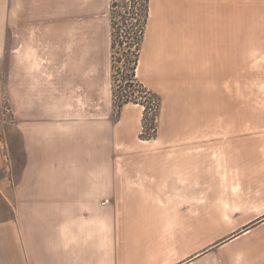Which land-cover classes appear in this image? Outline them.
Here are the masks:
<instances>
[{
	"label": "crops",
	"instance_id": "obj_1",
	"mask_svg": "<svg viewBox=\"0 0 264 264\" xmlns=\"http://www.w3.org/2000/svg\"><path fill=\"white\" fill-rule=\"evenodd\" d=\"M151 4L136 70L145 87H231L238 112L240 87L253 88L248 97L264 87V63L240 78L241 55L264 47V0ZM63 5L0 0V102L6 70L23 159L0 190V264H264V111L232 130H161L152 141H134L141 130L104 127L97 139L95 124L65 129L63 73L48 72L41 32L33 47L26 30L59 21ZM133 106L121 121L141 129ZM35 118L56 119L16 123Z\"/></svg>",
	"mask_w": 264,
	"mask_h": 264
},
{
	"label": "rangeland",
	"instance_id": "obj_2",
	"mask_svg": "<svg viewBox=\"0 0 264 264\" xmlns=\"http://www.w3.org/2000/svg\"><path fill=\"white\" fill-rule=\"evenodd\" d=\"M63 2L64 5L58 8L59 13L56 16L59 21L27 24L26 29L31 38L29 45L33 47H36L33 34L37 36V33L41 32L39 42L42 47H45L44 62L49 66L48 72L50 74L53 72L54 75L55 71L58 74L63 73V102L57 105L62 117L56 121L62 123L65 129L69 127L70 130H87L89 126L95 124L97 139H100V135L102 136L100 132H103L104 127L112 128V130H141L134 121L127 122L125 118L121 121L122 111L139 112V107L127 104L117 113L112 103L113 76L116 79L115 89L120 88L119 90L125 92H130V90L126 83L125 47H117L114 51L110 48L109 0H90L89 6L84 7L73 4L81 2L80 0H63ZM154 2L157 4L159 0H152L153 7ZM244 21L241 20V37L249 36L251 39L252 35L247 33L246 28H242L247 26ZM17 41L23 42L24 40L17 38ZM121 41L126 42L125 36ZM256 45L258 46L257 43ZM113 58L117 62V69L114 71L112 70ZM241 59L240 78L246 79L248 78V65L253 62L264 63V47H256L254 54L241 55ZM120 60L121 62H119ZM93 68L95 69L94 78L92 76ZM5 73L6 70L3 72L5 86L0 102V190L12 187L11 183L16 181V175L23 162L20 141L12 130L14 116L11 105L7 101ZM258 73L264 74V72L257 71ZM256 77L259 78L258 75ZM48 80L50 83L53 79L50 77ZM59 80L58 91L62 84ZM148 81L152 82L151 79ZM53 88L55 89V85ZM147 88L158 94L161 99L155 123L157 131L232 130L235 121L239 120L242 126L249 117L254 118L255 116L257 120H262L260 118L263 117L260 114L264 111L263 86L256 88L259 91L255 93V97H248V90L253 88L240 87L239 112L232 101L231 87L194 88L150 85ZM50 105L48 104V106ZM54 105L56 106V104ZM250 111L252 112L249 115ZM136 112L133 113L136 114ZM254 112L256 115L253 114ZM55 119H21L16 123L19 122L23 126H27V124L24 125L25 123H34L32 125L37 126L35 122L55 121ZM141 131L138 139L134 141H143L140 139ZM165 137V135H160L158 141H163L162 138ZM156 138L157 134L153 140ZM98 152L99 150L96 154ZM101 154L102 152H100Z\"/></svg>",
	"mask_w": 264,
	"mask_h": 264
},
{
	"label": "trees",
	"instance_id": "obj_3",
	"mask_svg": "<svg viewBox=\"0 0 264 264\" xmlns=\"http://www.w3.org/2000/svg\"><path fill=\"white\" fill-rule=\"evenodd\" d=\"M150 0H109L108 13L110 17V48L125 47L126 51V83L130 92L115 89V76L112 77V103L120 112L127 104L143 108L141 118L140 139L153 140L156 137V119L159 113L161 99L158 94L145 87L137 78L136 70L145 34ZM125 36L126 42L121 41ZM121 62V60L119 61ZM116 61L112 59V70L117 69ZM149 124V126H148Z\"/></svg>",
	"mask_w": 264,
	"mask_h": 264
},
{
	"label": "bare ground",
	"instance_id": "obj_4",
	"mask_svg": "<svg viewBox=\"0 0 264 264\" xmlns=\"http://www.w3.org/2000/svg\"><path fill=\"white\" fill-rule=\"evenodd\" d=\"M150 4H151V2H150ZM152 5V4H151Z\"/></svg>",
	"mask_w": 264,
	"mask_h": 264
}]
</instances>
